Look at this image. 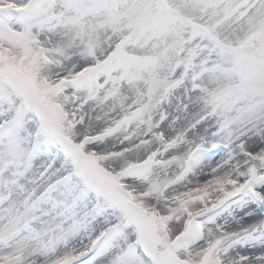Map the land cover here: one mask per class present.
<instances>
[{
  "label": "snow or ice",
  "instance_id": "obj_1",
  "mask_svg": "<svg viewBox=\"0 0 264 264\" xmlns=\"http://www.w3.org/2000/svg\"><path fill=\"white\" fill-rule=\"evenodd\" d=\"M0 264H264V0H0Z\"/></svg>",
  "mask_w": 264,
  "mask_h": 264
}]
</instances>
